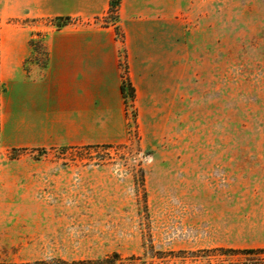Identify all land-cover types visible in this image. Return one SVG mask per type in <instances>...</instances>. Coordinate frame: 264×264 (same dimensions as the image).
<instances>
[{
	"label": "rangeland",
	"instance_id": "rangeland-1",
	"mask_svg": "<svg viewBox=\"0 0 264 264\" xmlns=\"http://www.w3.org/2000/svg\"><path fill=\"white\" fill-rule=\"evenodd\" d=\"M29 1L0 0V15ZM114 2L95 22L118 21ZM168 4L186 81L167 128L143 139L129 105L126 144L0 145V264H264V0ZM43 36L31 40L42 67Z\"/></svg>",
	"mask_w": 264,
	"mask_h": 264
},
{
	"label": "crops",
	"instance_id": "crops-1",
	"mask_svg": "<svg viewBox=\"0 0 264 264\" xmlns=\"http://www.w3.org/2000/svg\"><path fill=\"white\" fill-rule=\"evenodd\" d=\"M48 3L31 0L15 15L6 4L0 15V145L33 150L128 143L123 61L135 89L139 133L143 139L161 136L184 99L186 81L185 30L171 20L168 0H122L118 21L104 25L95 20L107 15L109 0ZM6 17L51 23L20 25ZM66 17L80 22L52 24ZM39 33L43 67L33 61L31 40Z\"/></svg>",
	"mask_w": 264,
	"mask_h": 264
},
{
	"label": "trees",
	"instance_id": "trees-1",
	"mask_svg": "<svg viewBox=\"0 0 264 264\" xmlns=\"http://www.w3.org/2000/svg\"><path fill=\"white\" fill-rule=\"evenodd\" d=\"M118 2H119V0H116V2H114V4L116 6H118ZM55 21H56V27L57 28H62L64 26L68 25V24H66V21H69V18H64V19L57 18ZM116 30H117V33H118L119 32L118 27H116ZM31 44L34 47V43L31 42ZM45 62H46V60H45ZM121 90H122V94H123V97H124V100H125V103H126L127 107L129 105H132L133 102H134V99H135V89L133 88L132 84L128 80L127 76H125V79L123 81ZM248 253L249 254H254L255 251L250 250ZM106 264H115V263L110 262V263H106Z\"/></svg>",
	"mask_w": 264,
	"mask_h": 264
}]
</instances>
